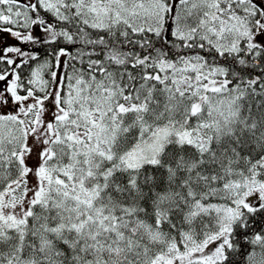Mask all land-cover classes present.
<instances>
[{"label":"snow or ice","instance_id":"6c2138e0","mask_svg":"<svg viewBox=\"0 0 264 264\" xmlns=\"http://www.w3.org/2000/svg\"><path fill=\"white\" fill-rule=\"evenodd\" d=\"M0 264H264V0H0Z\"/></svg>","mask_w":264,"mask_h":264}]
</instances>
